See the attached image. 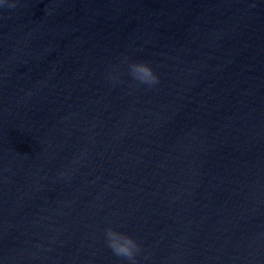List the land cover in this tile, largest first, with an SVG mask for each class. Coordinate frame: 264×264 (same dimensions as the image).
I'll return each mask as SVG.
<instances>
[{"label": "water", "instance_id": "water-1", "mask_svg": "<svg viewBox=\"0 0 264 264\" xmlns=\"http://www.w3.org/2000/svg\"><path fill=\"white\" fill-rule=\"evenodd\" d=\"M107 226L138 264H264V0L0 5V264H127Z\"/></svg>", "mask_w": 264, "mask_h": 264}, {"label": "clouds", "instance_id": "clouds-1", "mask_svg": "<svg viewBox=\"0 0 264 264\" xmlns=\"http://www.w3.org/2000/svg\"><path fill=\"white\" fill-rule=\"evenodd\" d=\"M4 3L5 0H0V5ZM122 63L126 65L128 76L136 84L154 87L159 83L158 75L148 63L132 61L127 56L123 57ZM120 75L119 67L116 66L108 73V79L119 83ZM60 176L68 178L70 173L61 172ZM104 240L114 255L123 258L127 264H138L137 257L143 249L135 239L107 226L104 229Z\"/></svg>", "mask_w": 264, "mask_h": 264}]
</instances>
